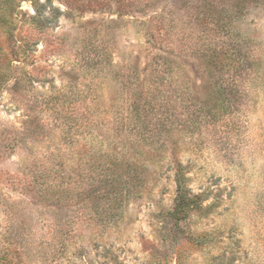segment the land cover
Instances as JSON below:
<instances>
[{"label":"rangeland","instance_id":"rangeland-1","mask_svg":"<svg viewBox=\"0 0 264 264\" xmlns=\"http://www.w3.org/2000/svg\"><path fill=\"white\" fill-rule=\"evenodd\" d=\"M0 251L264 264V0H0Z\"/></svg>","mask_w":264,"mask_h":264},{"label":"trees","instance_id":"trees-1","mask_svg":"<svg viewBox=\"0 0 264 264\" xmlns=\"http://www.w3.org/2000/svg\"><path fill=\"white\" fill-rule=\"evenodd\" d=\"M184 191H182L181 193H183ZM181 198H183V195H181ZM184 205L182 203V200L177 201L175 208H174V215H179L178 217H176L177 219L181 218L182 215L185 213L184 210ZM8 253L2 252L0 251V264H10V261L8 260Z\"/></svg>","mask_w":264,"mask_h":264}]
</instances>
